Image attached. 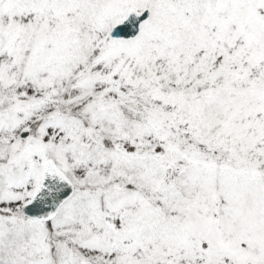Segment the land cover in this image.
Instances as JSON below:
<instances>
[{"label": "snow or ice", "instance_id": "snow-or-ice-1", "mask_svg": "<svg viewBox=\"0 0 264 264\" xmlns=\"http://www.w3.org/2000/svg\"><path fill=\"white\" fill-rule=\"evenodd\" d=\"M0 264H264V0H0Z\"/></svg>", "mask_w": 264, "mask_h": 264}]
</instances>
